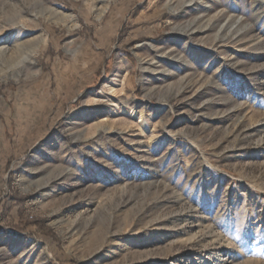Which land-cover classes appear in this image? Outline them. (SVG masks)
Returning <instances> with one entry per match:
<instances>
[{
    "label": "rangeland",
    "instance_id": "1",
    "mask_svg": "<svg viewBox=\"0 0 264 264\" xmlns=\"http://www.w3.org/2000/svg\"><path fill=\"white\" fill-rule=\"evenodd\" d=\"M3 74L0 264H264V0H0Z\"/></svg>",
    "mask_w": 264,
    "mask_h": 264
},
{
    "label": "bare ground",
    "instance_id": "2",
    "mask_svg": "<svg viewBox=\"0 0 264 264\" xmlns=\"http://www.w3.org/2000/svg\"><path fill=\"white\" fill-rule=\"evenodd\" d=\"M101 16H99V18H100ZM7 48V47H6ZM5 49V48H4ZM3 49V50H4ZM19 51H20V49H18ZM10 51V50H9ZM8 51V52H9ZM3 52V53H2ZM1 53L2 54H6V53H8V52H6L5 50L4 51H2ZM30 55H32V54H30ZM30 55L29 54H27V53H24L23 52V54L21 55V58L19 59L20 61H28L29 59H30ZM6 77V75H0V81L2 80V79H4Z\"/></svg>",
    "mask_w": 264,
    "mask_h": 264
}]
</instances>
